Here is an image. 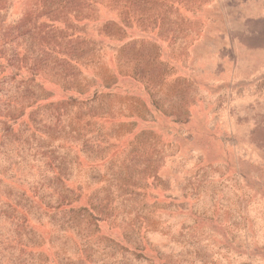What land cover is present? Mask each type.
I'll return each mask as SVG.
<instances>
[{
	"label": "rangeland",
	"instance_id": "obj_1",
	"mask_svg": "<svg viewBox=\"0 0 264 264\" xmlns=\"http://www.w3.org/2000/svg\"><path fill=\"white\" fill-rule=\"evenodd\" d=\"M0 264H264V0H0Z\"/></svg>",
	"mask_w": 264,
	"mask_h": 264
}]
</instances>
